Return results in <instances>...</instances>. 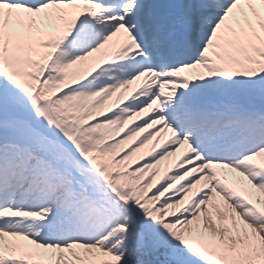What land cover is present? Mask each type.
<instances>
[{"label": "snow or ice", "instance_id": "obj_1", "mask_svg": "<svg viewBox=\"0 0 264 264\" xmlns=\"http://www.w3.org/2000/svg\"><path fill=\"white\" fill-rule=\"evenodd\" d=\"M0 264H264V0H0Z\"/></svg>", "mask_w": 264, "mask_h": 264}]
</instances>
